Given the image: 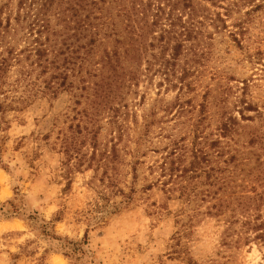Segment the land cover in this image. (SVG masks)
Here are the masks:
<instances>
[{"label": "rangeland", "instance_id": "obj_1", "mask_svg": "<svg viewBox=\"0 0 264 264\" xmlns=\"http://www.w3.org/2000/svg\"><path fill=\"white\" fill-rule=\"evenodd\" d=\"M241 1L196 0L193 24L186 11L176 27L192 36L176 59L148 47L112 108L117 124L106 113L87 123L100 56L132 43L113 0L95 57L70 65L74 86L0 114V264H264V243L244 244L231 212L241 202L264 222V0ZM86 236L77 262L67 257Z\"/></svg>", "mask_w": 264, "mask_h": 264}, {"label": "trees", "instance_id": "obj_2", "mask_svg": "<svg viewBox=\"0 0 264 264\" xmlns=\"http://www.w3.org/2000/svg\"><path fill=\"white\" fill-rule=\"evenodd\" d=\"M195 1L113 0V3L117 4L114 9H117L119 16L126 17L125 31H128L132 43L128 49L124 48L122 51L116 46L111 52L105 51L100 56L104 71L101 70L99 75H95L100 80L95 84V100L90 104L87 123L96 126L100 116L106 113L110 116L108 118L112 119L110 122L117 124L115 116L111 115L112 108L123 103L121 91L131 88L133 82L139 81L141 63L148 56V47L155 48L159 44L163 51L171 49L172 59L180 55L187 41L186 38L190 40L192 36L190 31L181 33L176 27L179 21L181 23L180 18L186 11H190L191 20L188 23L193 24L197 16ZM197 1L211 3L216 7L224 2L238 5L236 1L240 0ZM242 1L246 2V0ZM109 4V0H18L16 6L10 0L0 2V114L22 110L32 104L36 98L55 97L60 90H68L74 86L73 82L68 84L67 80L77 77L78 73L77 68L70 65L82 60L78 67L79 72L82 71L86 62L95 57L98 46L102 45V40L111 30V26H107L106 21L109 18L107 14L110 13L107 7ZM167 10L170 16L161 18V14ZM225 10L228 15L231 14L230 9ZM152 11L155 14L151 17L149 13ZM176 11L180 12V16L175 15L176 18L172 19ZM114 24L115 22L112 26ZM147 64L152 66L151 61H147ZM169 65V60H166L162 67L167 69ZM48 74L50 76L46 78ZM35 75L37 77L33 79ZM14 88L22 89L23 96L12 97L10 94ZM82 90L89 92L86 86ZM31 95L34 96L33 99ZM120 97L121 99L116 103ZM245 110L253 111V108L247 105ZM239 113L243 120L251 121L250 117H245L244 111ZM234 120L230 118L229 121H232L233 125L237 124ZM229 131L228 125L224 124L222 136H226ZM255 141L257 140L253 139L251 142ZM217 144L218 141L214 143ZM72 150L76 152V149L67 147V154L70 155ZM247 199L249 198H245L246 201ZM223 206V204L219 206L220 210L214 208L217 210L216 213L219 211L222 213ZM239 206L241 208H237L240 209L234 208L231 212L237 222L244 218L242 224L245 231L239 234L240 240H244V244L254 241L264 243L262 217L248 218L245 216L248 212L247 208L245 209L241 202ZM238 210L240 212H237ZM216 213L210 214L217 215ZM224 217L228 219L226 213ZM88 243V236L85 241L75 245L68 242L66 256L77 262L76 254L81 251L79 248Z\"/></svg>", "mask_w": 264, "mask_h": 264}, {"label": "clouds", "instance_id": "obj_3", "mask_svg": "<svg viewBox=\"0 0 264 264\" xmlns=\"http://www.w3.org/2000/svg\"><path fill=\"white\" fill-rule=\"evenodd\" d=\"M261 83H264V81H262ZM12 251H16V249L12 248ZM49 264H70V262L67 259H61L59 257H54L52 261L49 262Z\"/></svg>", "mask_w": 264, "mask_h": 264}]
</instances>
